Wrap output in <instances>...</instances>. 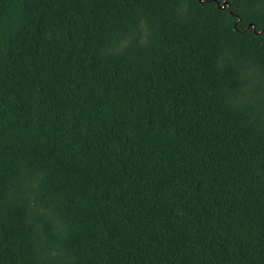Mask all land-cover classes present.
<instances>
[{
  "label": "trees",
  "instance_id": "trees-1",
  "mask_svg": "<svg viewBox=\"0 0 264 264\" xmlns=\"http://www.w3.org/2000/svg\"><path fill=\"white\" fill-rule=\"evenodd\" d=\"M0 264H264V0H0Z\"/></svg>",
  "mask_w": 264,
  "mask_h": 264
},
{
  "label": "water",
  "instance_id": "water-1",
  "mask_svg": "<svg viewBox=\"0 0 264 264\" xmlns=\"http://www.w3.org/2000/svg\"><path fill=\"white\" fill-rule=\"evenodd\" d=\"M226 4H228L226 1H224V3H223V6L222 7H224Z\"/></svg>",
  "mask_w": 264,
  "mask_h": 264
}]
</instances>
